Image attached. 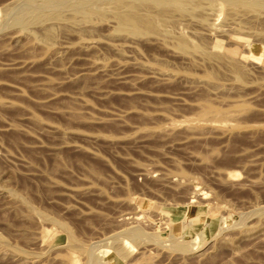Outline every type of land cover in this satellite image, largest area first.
<instances>
[{
  "label": "rangeland",
  "instance_id": "1",
  "mask_svg": "<svg viewBox=\"0 0 264 264\" xmlns=\"http://www.w3.org/2000/svg\"><path fill=\"white\" fill-rule=\"evenodd\" d=\"M90 261L264 264V0H0V264Z\"/></svg>",
  "mask_w": 264,
  "mask_h": 264
},
{
  "label": "bare ground",
  "instance_id": "2",
  "mask_svg": "<svg viewBox=\"0 0 264 264\" xmlns=\"http://www.w3.org/2000/svg\"><path fill=\"white\" fill-rule=\"evenodd\" d=\"M142 1H151L153 4L158 5V6H162V5H166L168 4V0H142ZM229 1H234V0H229ZM242 3L247 2L248 4L251 5H256L258 4V0H241ZM34 16V15H33ZM26 19V18H25ZM16 21L18 23H22L24 22V19L22 16H19L16 18ZM28 21V20H27ZM121 27L124 29H127L128 31H130L131 33L135 34V33H139V29H138V23L135 19H133L131 16H125L121 18ZM21 25V24H20ZM125 244V243H124ZM126 245V244H125ZM124 245V248H126ZM122 247V246H121ZM180 247V246H179ZM187 247V245H186ZM182 248V247H181ZM126 250V249H125ZM90 264H97V261H90Z\"/></svg>",
  "mask_w": 264,
  "mask_h": 264
}]
</instances>
